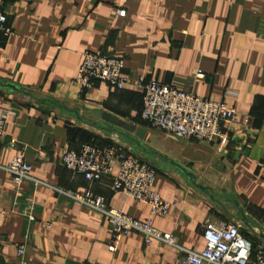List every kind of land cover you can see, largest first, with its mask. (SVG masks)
<instances>
[{
    "label": "crops",
    "instance_id": "1",
    "mask_svg": "<svg viewBox=\"0 0 264 264\" xmlns=\"http://www.w3.org/2000/svg\"><path fill=\"white\" fill-rule=\"evenodd\" d=\"M0 10L12 28L0 34V79L19 89L0 86V114L7 112L0 166L22 149L31 167V179L18 187L0 167V264H177L181 249L203 247L204 220L224 217L241 222V234L264 249V0H0ZM96 49L122 57L130 84L97 80L78 88L82 53ZM195 69L203 78L193 80ZM139 75L224 100L249 123L223 127L212 142L150 127L139 114ZM102 111L144 128L140 145ZM88 136L156 157L152 190L174 205L149 220L175 245L145 244L129 233L108 251L105 218L69 195L86 182L59 161ZM170 160L189 164L194 180ZM110 178L89 190L108 207L147 218L148 206L111 190ZM29 198L32 221L20 213ZM17 245L24 246L21 257Z\"/></svg>",
    "mask_w": 264,
    "mask_h": 264
},
{
    "label": "built area",
    "instance_id": "2",
    "mask_svg": "<svg viewBox=\"0 0 264 264\" xmlns=\"http://www.w3.org/2000/svg\"><path fill=\"white\" fill-rule=\"evenodd\" d=\"M116 13L123 15L124 11L117 10ZM6 21L5 13L0 10L2 35L12 33V28ZM203 75L199 69H195L193 80H199ZM97 80L104 81L114 88L130 84L129 77L123 72L122 57L103 53L99 49L84 51L73 81L79 89H84ZM136 84L142 90L139 109L141 118L146 120L150 127L176 137L212 142L222 136L223 127H244L250 120L248 114L239 112L233 104L179 89L168 82L145 80L139 75ZM6 114V111L0 114V144ZM7 146L15 147L16 140L9 138ZM17 151L0 166L14 187L31 179V167L23 158L22 149ZM59 161L68 171L80 173L86 182L87 186L82 191L69 195L105 218L108 225V251L114 252L121 238L129 233L140 234L145 244L155 239L167 245H175L171 233L162 232L150 224V216L162 217L174 205V202L163 199L152 190L154 167L141 161L130 151L112 144L82 143L77 150L64 151ZM110 175V189L146 204L147 218L135 219L121 209L108 207L103 197L89 190V184ZM32 208L33 200L29 198L20 212L28 221L34 219ZM201 234L203 247L199 251L181 249L177 264H264V249L257 247L253 250L251 242L241 234L239 226L234 223L205 219ZM23 254L24 246L17 245L15 255L21 257Z\"/></svg>",
    "mask_w": 264,
    "mask_h": 264
},
{
    "label": "water",
    "instance_id": "3",
    "mask_svg": "<svg viewBox=\"0 0 264 264\" xmlns=\"http://www.w3.org/2000/svg\"><path fill=\"white\" fill-rule=\"evenodd\" d=\"M0 86H7L13 90H19L18 86L12 82H8V81H2L0 79ZM100 116L112 123H114L117 126H120L122 128H124L125 130L132 132L133 133V140L137 145H140V139H142L144 137V133H145V129L140 127V126H135L134 124L127 122L125 120H122L120 118H117L116 116L106 112V111H102ZM169 163L171 165H173L175 168H177L179 171H181L188 179H190L191 181L194 180V175L192 173V171L189 170V164H185L182 165L174 160H170ZM196 187H198L199 189H203V187L199 184H195ZM234 205L236 207H238V203L234 202ZM237 212L239 214L242 213L241 209L238 208Z\"/></svg>",
    "mask_w": 264,
    "mask_h": 264
},
{
    "label": "rangeland",
    "instance_id": "4",
    "mask_svg": "<svg viewBox=\"0 0 264 264\" xmlns=\"http://www.w3.org/2000/svg\"><path fill=\"white\" fill-rule=\"evenodd\" d=\"M113 145V144H112ZM147 150L151 151L153 150L151 147L147 146ZM131 153H133L134 155H136V157L138 159H140L141 161L149 164L150 166L154 167L156 164V157H147L146 155H144L143 153H141V151L139 149H134L132 151H130ZM222 221L224 222H228V223H234L236 225H238L239 227L242 226V223L239 222L238 220L234 219L233 217H229V218H223ZM248 236V234H247ZM257 249V247L255 246L254 249Z\"/></svg>",
    "mask_w": 264,
    "mask_h": 264
},
{
    "label": "trees",
    "instance_id": "5",
    "mask_svg": "<svg viewBox=\"0 0 264 264\" xmlns=\"http://www.w3.org/2000/svg\"><path fill=\"white\" fill-rule=\"evenodd\" d=\"M146 121V120H145ZM147 122V121H146ZM148 124V123H147ZM90 136H88L87 138H86V140H85V142H83V143H95V144H98V145H103L102 143H100V142H96V140L95 139H92L91 137L89 138ZM104 144H109V143H104ZM254 245L251 243V247H252V249L254 248L253 247Z\"/></svg>",
    "mask_w": 264,
    "mask_h": 264
}]
</instances>
